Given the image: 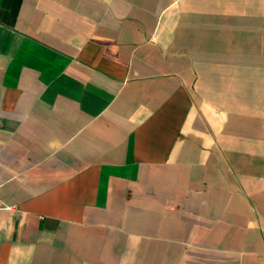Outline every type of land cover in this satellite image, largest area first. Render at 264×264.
Returning a JSON list of instances; mask_svg holds the SVG:
<instances>
[{
	"label": "crops",
	"instance_id": "1",
	"mask_svg": "<svg viewBox=\"0 0 264 264\" xmlns=\"http://www.w3.org/2000/svg\"><path fill=\"white\" fill-rule=\"evenodd\" d=\"M0 264H264V0H0Z\"/></svg>",
	"mask_w": 264,
	"mask_h": 264
}]
</instances>
